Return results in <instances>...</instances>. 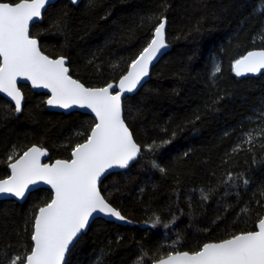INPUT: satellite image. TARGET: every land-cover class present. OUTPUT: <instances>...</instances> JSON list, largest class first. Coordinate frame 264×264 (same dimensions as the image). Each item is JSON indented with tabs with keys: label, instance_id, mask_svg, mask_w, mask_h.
<instances>
[{
	"label": "trees",
	"instance_id": "16d2710c",
	"mask_svg": "<svg viewBox=\"0 0 264 264\" xmlns=\"http://www.w3.org/2000/svg\"><path fill=\"white\" fill-rule=\"evenodd\" d=\"M163 19L170 50L123 101L141 153L100 184L129 224L93 221L66 264H151L256 230L264 216V136L244 142L264 128V74L239 79L232 70L248 51L264 50V0H58L30 36L45 55L65 57L71 77L103 87L126 73ZM19 88L20 113L0 97V179L9 175V156L34 145L49 162L70 159L95 124L87 114L47 111L44 94ZM50 200L39 189L22 204L0 201V264L30 253L36 212Z\"/></svg>",
	"mask_w": 264,
	"mask_h": 264
},
{
	"label": "snow or ice",
	"instance_id": "6c2138e0",
	"mask_svg": "<svg viewBox=\"0 0 264 264\" xmlns=\"http://www.w3.org/2000/svg\"><path fill=\"white\" fill-rule=\"evenodd\" d=\"M48 3L49 0H0V93L10 97L15 110L20 112L23 95L18 81H30L32 87L51 93L47 101L50 106L89 109L95 114L96 123L85 141L75 145L70 159L42 163L41 158L48 153L38 146L28 148L22 155L9 156L11 175L0 179V194L24 198L30 186L39 183L49 185L54 193L34 218L30 253L11 258L9 264H65L70 246L78 242L94 214L125 220L101 194L98 182L109 169L127 168L141 153L122 118L121 97L140 85L149 74V65L168 47L166 20H161L151 41L131 62L130 70L118 84L85 87L69 75L65 57L49 58L41 51L37 39L30 36V24L41 18ZM232 69L238 77L261 72L264 50L249 51L235 60ZM219 71L217 67L216 72ZM114 87L119 91L114 92ZM253 133L256 137L264 136V128L246 133L245 143H253ZM238 150L239 144L233 151ZM231 179L229 175L228 180ZM248 183L245 179L244 184ZM202 197L207 199L203 192ZM159 222L156 217L153 227ZM255 227L256 230L242 231L219 242L204 243L193 252L177 250L154 260V264H264V217L258 219Z\"/></svg>",
	"mask_w": 264,
	"mask_h": 264
},
{
	"label": "water",
	"instance_id": "95a60500",
	"mask_svg": "<svg viewBox=\"0 0 264 264\" xmlns=\"http://www.w3.org/2000/svg\"><path fill=\"white\" fill-rule=\"evenodd\" d=\"M57 1H58V0H49V3L46 5L45 9L42 10V16H43L44 12L46 11V9H47L49 6L55 4ZM68 1H69L72 5L76 6V5H78L82 0H77V2H76L75 4L72 3V0H68ZM42 16H41L40 19L35 20L34 23L30 24V28H31V26H32L33 24H35V23H40V22L42 21ZM163 20H165V19H163ZM166 25H167V24H166ZM29 33H30V29H29ZM153 35H154V33H153ZM152 38H153V36H152ZM165 39H166V27H165ZM166 43H167V40H166ZM38 44H39V43H38ZM167 44H168V43H167ZM169 50H170V45L168 44V47H167L166 49H162L161 52L157 55V57H156V58L152 61V63L149 65V74H148V76H146V77L143 78V80L141 81L140 85H138L137 88H136L133 92H131V93H124V94L122 95V97H121V103H122V118H123V101H124L127 97H130V96L135 95V94L137 93V91L143 87V85H144V84L147 82V80L149 79V75H150L151 70L153 69V67H155V66L157 65V63H158V62L164 57V55H165ZM259 50H263V49H253V50H250V51H259ZM248 52H249V51H248ZM248 52H247V53H248ZM247 53H245L244 55H246ZM43 54H44V53H43ZM244 55H243V56H244ZM243 56H242V57H243ZM49 58H51V57H49ZM57 58H60V57H57ZM52 59H56V58H52ZM66 66H67V60H66ZM129 70H130V66H129L128 70L126 71V73H125L124 75H126L127 72H128ZM232 70H233V69H232ZM233 74L235 75L234 71H233ZM262 74H264V70H261V72L256 73V74L249 73V74H246V75H244V76H239V77L236 76V75H235V76H236L237 78H239V79H242V78H256V77H259V76L262 75ZM69 75H70V74H69ZM72 78H73V77H72ZM73 79H74V78H73ZM118 82H119V80H118L116 83H112V84L116 85V84H118ZM20 85L28 86L32 92H35V93H38V94H44V95L46 96V100H45V108H46L47 111H50V112H56V113H62V114H64V115H68V114L73 113V112H77V113H81V114H87V115L91 116V117L94 119L95 123H96V120H95V114L92 113L91 110H89V109H82V108H78V107H75V106H73L72 108H69V109H63V108L56 107V106H50V105L47 103V101H48V99H50V97H51V93H50L47 89H43V88H34V87H32L30 81H18V87H19ZM85 87H86V86H85ZM20 91H21V90H20ZM113 91H114V92H117V91H119V89L114 87ZM21 93H22V91H21ZM22 95H23V93H22ZM0 97H2L3 99H5V100H6L8 103H10V104L14 107V109H15V102H14L13 100H11L10 97H7L4 93H0ZM23 104H24V96H23V100H22V103H21V110H22ZM15 111H16V110H15ZM16 112H17V111H16ZM20 112H21V111H20ZM20 112H17V113H20ZM34 146H35V145H34ZM31 147H32V146H31ZM25 151H26V150H25ZM46 151H47V150H46ZM47 153H48V152H47ZM22 154H23V153H22ZM22 154H21V155H22ZM138 156H139V155H138ZM70 158H71V157H70ZM48 159H49V153H48L47 156L41 158V162H42V163L52 164V163H55V161H56V160H55V161H53V162H49ZM137 159H138V157H137L135 160L131 161V162L129 163V166H128L127 168L114 167V168H112V169H109V170H108V171H107V172H106V173L100 178V181L98 182V187H99V189H100V184H101L102 180H103L105 177H107L108 175L113 174V173H118V172H123V171L128 170L129 167H130L133 163H135V162L137 161ZM8 171H9V175H8V176H10V175H11V169L9 168V166H8ZM4 179H6V178H4ZM39 189H46V190L50 191V192H51V199L53 198L54 193H53L51 187H50L49 185H46V184H43V183H39V184H37V185L30 186V190H29L28 192H26L24 198H17V197H15V196L10 195V194H0V201H4V200H12V201H15V202L18 203V204H22V203H24V201L27 199V197H28V195H29L30 193H32V192H34V191H36V190H39ZM50 201H51V200H50ZM38 210H39V209H38ZM38 210H37V212H36V215L38 214ZM36 215H35V216H36ZM263 217H264V216H263ZM97 219H103V220H105V221L114 222V223H116V224H118V225H123V226L129 224V222H128L126 219L123 220V221H121V220H116L114 217L106 216V215H104L103 213L94 214V219H91V220H90L89 225H88L87 228H86V229L80 234L79 238L81 237V235H83V234H85V233L87 232V230H88L90 224H91L93 221L97 220ZM33 230H34V222H33V227H32V233H33ZM79 238H78V240H79ZM76 243H77V242H75V245H76ZM31 244H32V246H33V242H32V240H31ZM75 245H74V246H75ZM72 249H73V246H70V252L72 251ZM70 252L66 254V257H65V264H66V262H67V259H68V257H69ZM151 264H154V262H152Z\"/></svg>",
	"mask_w": 264,
	"mask_h": 264
},
{
	"label": "rangeland",
	"instance_id": "374dc122",
	"mask_svg": "<svg viewBox=\"0 0 264 264\" xmlns=\"http://www.w3.org/2000/svg\"><path fill=\"white\" fill-rule=\"evenodd\" d=\"M214 67H215V73H216V68L218 67V64L215 63Z\"/></svg>",
	"mask_w": 264,
	"mask_h": 264
}]
</instances>
